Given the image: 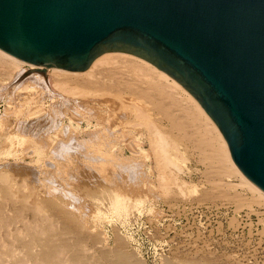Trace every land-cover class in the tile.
<instances>
[{"label": "rangeland", "instance_id": "374dc122", "mask_svg": "<svg viewBox=\"0 0 264 264\" xmlns=\"http://www.w3.org/2000/svg\"><path fill=\"white\" fill-rule=\"evenodd\" d=\"M25 67L15 68L10 74H6L0 66V171L8 170L10 176L13 175L15 179L12 183L17 186L16 193H8L6 183L0 179V201L3 199L0 202V210H11L16 205V212L7 211V216L9 214L8 217H12L11 222L8 217H4L6 220L3 217L0 219V222L5 220V225L0 223L4 226L0 225V249L3 248L2 257L6 259L3 263L0 259V264H15L17 259H24V254L29 258L27 260L25 256L27 264H45L42 261L46 255L44 253L64 242H68V246L64 247L65 252L60 254L58 261L70 264V257L79 252V238V242L84 245L80 250L81 260L73 264H110V260L114 261L120 254H126L125 262L119 260L116 264H264V204L255 202L251 193L243 188L231 190L237 198L248 201L238 209L236 205L240 204V199L218 197L214 193L209 195L211 188L215 187L209 180H219L221 175L209 171L206 163L199 159L201 154L193 150L186 140L174 136L167 138L171 146L176 145L178 149H171L173 146L169 148L173 158L180 152L186 157L185 163H180V177L189 184L185 190L186 195L180 194L175 188H172L174 191L171 190L168 195H164L158 188L157 171L153 158L149 155L147 143L144 141L137 146L144 150L136 155H132L126 147L129 139V142H133L132 138L137 134L135 129L122 125L120 128L123 131L116 126L114 135L107 137L108 146L106 141H103L105 139H101L100 133L105 137L107 132H103V129H110L108 123L113 121L111 115H107L110 111L101 112L98 106L88 105L89 108L87 104H73L71 107L60 108L56 119L59 124L54 121V124L40 134L26 132L23 125L39 118L27 117L30 110L37 109L35 105L41 104V107L45 108L44 112L49 115L57 110L56 105L62 98L55 97L56 99L51 101L50 97L43 93L44 99L42 98L40 103H34L40 95L32 93L31 98L23 101L22 95L17 93L18 84L34 73ZM62 96L70 99V94ZM94 109L102 114H98V117L91 114ZM71 111H76L77 116L74 119L70 118ZM143 128L140 130L145 132ZM162 131L170 132L166 123ZM171 133L177 134L176 131ZM96 148H100L99 151H94ZM105 152L107 156L103 155ZM103 160V164H99ZM230 179L237 181L236 176H231ZM193 188L195 191H191ZM34 191H39L35 196L38 203L29 199L33 198ZM6 198H11V202ZM249 205L253 210H250ZM17 206H20L23 212L20 207L18 210ZM61 212H67V215L64 216ZM0 213L6 214L3 211ZM14 214L18 216L15 215L14 220H19L16 224L15 221L12 222ZM61 215L64 217L60 218ZM76 219L84 228L87 227L78 230L79 226L73 223ZM23 221L25 223H22ZM30 222H33L32 225ZM63 222L70 224V232L63 228L66 226ZM24 226L26 227L23 228ZM35 226H41L43 230ZM49 226L52 233L49 232ZM58 228L66 229L67 232ZM12 230L13 235L10 234ZM30 230L34 234H31ZM53 233H56L55 236ZM14 234L20 236H17V241L13 240L17 239ZM20 238H23V241ZM43 238L53 240H46V243ZM36 244H39V247ZM34 245L39 248L40 253L36 252ZM41 247L45 248L43 252ZM5 250L6 253L9 250L10 255L5 256ZM30 255L36 257L35 263ZM37 258H40L41 262Z\"/></svg>", "mask_w": 264, "mask_h": 264}, {"label": "water", "instance_id": "95a60500", "mask_svg": "<svg viewBox=\"0 0 264 264\" xmlns=\"http://www.w3.org/2000/svg\"><path fill=\"white\" fill-rule=\"evenodd\" d=\"M0 50L81 71L131 53L179 82L264 192V0H0Z\"/></svg>", "mask_w": 264, "mask_h": 264}, {"label": "bare ground", "instance_id": "6f19581e", "mask_svg": "<svg viewBox=\"0 0 264 264\" xmlns=\"http://www.w3.org/2000/svg\"><path fill=\"white\" fill-rule=\"evenodd\" d=\"M0 66L3 69V72H5L6 74H10L11 70H13L15 68H19L21 66H24V67L26 66L25 67L26 69H28L32 72L34 71V73L32 75L26 77L25 79L22 78L23 81L18 84L19 89H18L17 93L22 95V97L21 96L20 97L23 98V101L25 99V102H26L29 98H31L30 96L32 93H36V94H39L41 96V97L39 96L40 99L37 96L38 100L37 99L34 100V103H37V102L40 103L41 99L42 98L44 99L43 93L45 94V96L48 95V97H50L49 100H51V101L54 100L55 97L60 96V98H62L61 102L56 105L57 110H55V112L53 111L49 115L44 112L45 108L41 107V104H39L38 106L35 105L37 107V109H33V111L30 110L29 113L27 114V117L33 118L34 116L35 117L38 116L39 118H35V120L28 122L25 125H23V128L26 132L32 131L33 133H36V134H40L42 132H45L46 131L45 129L48 126H51L52 124L55 123L54 121H56V119L58 118V115H59L58 112H59L60 108H62V107L63 108L65 106L71 107V106H73V104H75V105L78 104L77 106H80V104H85V105L87 104V106L90 105L91 107L98 106L100 108L99 111H101V112L104 110L106 112L110 111V113L107 112V115L109 114L113 118V121L111 122V124L108 123L110 125V126H108V127H110V129H103V132H107L106 133L107 136L105 135V137H104V135L102 133H100L102 136L101 139L102 140L105 139L103 141H106L105 142L106 146L109 145V143H107V137L111 138L110 136H113L115 133L116 126H117V128L119 127V129H121L122 125L124 127L128 126V127H131V129L136 130L137 134H135L133 136V138L130 136L133 139V142H129L130 141V139H129V141L126 144L128 151L132 155H136V153H142V151L144 149L141 146H140V148H138L137 146L141 142H144V141L147 143L148 148H149L148 151L150 153L149 155L152 156L153 162H154V168L157 171L158 188L160 189L162 194L168 195L171 190L174 191L172 188H175L180 194L186 195L185 190L188 189L187 187L189 185L185 180H183L180 177V173L182 171V166L180 165V163H182V162L185 163V161H186L185 155H183V153L180 152L178 155L175 156L176 158H173V156H172L173 153H171V151L169 149L173 145L171 146V144L168 142L167 138L174 136L177 139L186 140L188 143H190L193 150H197L199 152L198 154H201V156H200L201 158H199V159L206 163V165L204 164L206 166V168L211 172L218 173L219 175H221V179H219V180H213V179L209 180V183L211 182L210 184L215 186V187L211 188L212 191H209V195H210V193H212V194L214 193L218 197L219 196L220 197H226V198L229 197L232 200H235L237 197H236V195L232 194L231 190H235L236 188H239V189L243 188V189L248 190L251 193L252 199L255 202L264 204V192L261 191L258 187H256L241 172V170L236 165V163L234 162V160L231 156L228 144H227L225 138L223 137L222 133L220 132V130L218 129V127L216 126L214 121L208 116V114L200 106V104L197 102V100L174 78H172L170 75H168L167 73H165L162 70H160L159 68H157L152 63L144 60L143 58H141V57L138 58V56L133 55L131 53H127V52L104 51V52L100 53L99 55H97L89 63V65L85 69H83L81 71H72V70H64V69H58V68H53V67H47V66H32V65L23 63L21 61H18L17 59L9 56L8 54H6L0 50ZM19 71H21V69ZM32 78H34V79H32ZM52 89H54L55 91ZM66 94H70V99H68L67 97L63 98L62 95H66ZM81 108H82V106H81ZM85 108H86V106H85ZM85 108L83 107L84 110H85ZM75 110L77 111V109H75ZM76 111H71V113H70L71 119H74L75 116H77L75 113ZM85 111H88V110H85ZM99 111H95V109H94V111H92L91 114L93 113L96 116L98 114L99 115L102 114V113H99ZM119 112H120V114H119ZM29 118H27V119H29ZM101 119H103V118L101 117ZM108 120L109 119H107V121ZM59 123L60 122L58 121L57 124H59ZM165 123L168 125L169 131H170L169 133L162 131V127L164 128ZM120 126H121V128H120ZM141 127L145 128V132H142V130H140ZM54 128H58V127H54ZM144 128H143V130H144ZM52 130L53 129H51V131ZM121 130H123V129H121ZM116 131H118V130H116ZM171 131H176L177 134H172ZM108 132H109V134H108ZM47 133H50V132H47ZM126 133L127 132H125V134ZM125 134H122V135H125ZM44 137H46V136H44ZM130 137H128V138H130ZM124 139H125V137H124ZM132 139H131V141H132ZM105 144H103V145H105ZM49 148H50V146H49ZM99 149L100 148H96V149H94V151L96 150V152H97V151H99ZM171 149L178 150L176 148V145L173 146ZM94 151L92 152V154L94 153ZM101 151L99 152L100 154H101ZM203 153H204V155H203ZM103 155L107 156L108 154H107V152H105V154H103ZM103 162H104V160L100 161L99 164L100 163L103 164ZM99 166L101 167V165H99ZM150 166H152V165H149V167ZM7 171H5V170L0 171V179L2 182L6 183L5 188H6V191L8 193H16L17 186H15L12 183L15 179L12 177L13 175L10 176L11 174H9V172H7ZM231 176H236L237 181L231 180L230 179ZM23 184L25 186V183H23ZM0 186H1V184H0ZM220 186H222V187H220ZM2 187H4V186H2ZM0 191H2V190H0ZM191 191H195V189L193 188ZM36 192H39V191H34V193L32 192L33 198L29 197V199L32 202L33 201L36 202V197H35L37 194ZM3 194H5V196L7 195L6 192H4ZM9 196H10V194H9ZM0 197H2V196H0ZM34 197H35V199H34ZM9 199H10L9 202H11V198H8L7 200H9ZM210 199H212V198H210ZM237 199H240V201H241L240 204L236 205L237 209L244 206L245 205L244 202H248V201H243V199H241V198H237ZM18 202L19 201H17V203ZM36 203H38V202H36ZM15 204H16V202H15ZM3 205L5 206L4 203H3ZM11 205L12 204H10V206ZM19 205H22V204H19ZM250 205L248 206L249 208L251 207ZM11 207H13V206H11ZM15 207H16V205H15ZM15 207H14V209H16ZM19 207L17 206V209ZM7 208H9V207H7ZM14 209L13 208L11 210L7 209V211L8 210L14 211ZM18 210H17V213L20 214V212ZM250 210H253V209L250 208ZM0 211L6 212V214L4 213L5 215L4 214L2 215V213H0L2 215V216L0 215V219L2 217H3V219H5V218L7 219V217L9 216V214L7 216V213L9 211L7 212L6 208L3 210L1 208ZM21 211L23 212L22 208H21ZM247 211H249V210L247 209ZM14 212H16V210ZM61 213L64 216L67 215V212H61ZM16 214L12 215L13 216V221H12L13 223L15 221L14 217ZM21 216H23V215H21ZM10 217H8L9 221L12 219V217H11V219H10ZM23 217L25 218V216H23ZM61 217H62V215L60 216V218ZM3 219L1 220L2 222H0V223L5 225L4 221L6 219L5 220H3ZM39 219H38V222H39ZM42 220H44V219H42ZM45 220H47V218ZM16 221L18 223V221H19L18 218L16 219ZM16 221H15V224H16ZM29 221H28V223H29ZM70 221L72 222V220H70ZM35 222H37V221H35ZM6 223L9 224L8 221H6ZM22 223H25V222L23 221ZM32 223H31V225H32ZM42 223L47 224L45 222H42ZM73 223H76L79 226L78 230H83L84 225L80 221L77 220L76 222H74V220H73ZM36 224L39 225L38 223H36ZM44 224L42 225L43 229L45 226ZM64 224L66 225V223H64ZM3 225H1V226H3ZM47 225H49V224H47ZM51 225H52V223H51ZM1 226H0V228H1ZM26 226H24L23 228H25ZM53 226L55 227V225H53ZM53 226H52V228H54ZM35 227L41 228V226H35ZM46 228H45V230H46ZM63 228H67V230L70 232V224L66 225ZM49 229H50L49 232H51L50 226H49ZM60 229L58 228V230H60ZM27 230H25V231H27ZM55 230L57 231V229H55ZM61 230L66 231V229H61ZM87 230H88V228H87ZM5 231H3V232H5ZM9 231H10V229H9ZM34 231H35V229H34ZM6 232L8 233V231H6ZM12 232H13V230L10 233L11 235H13ZM45 232H48V231H45ZM30 233L32 234L33 232L30 230ZM15 234H16V232H15ZM28 234H29V232H28ZM54 234H56V233H53V235ZM59 234H61V233H59ZM42 235H44V234H42ZM47 235H48V233H47ZM17 236H19V235L14 236V238L15 237L17 238L16 240L13 239L12 236H11V238L14 241H17L18 240ZM29 236L31 237V235H29ZM33 236H36V235H33ZM58 239H59V237H58ZM80 239L81 238H79L77 241L78 242L77 247L79 248L78 249L79 252L76 255H73L72 257H70V264L79 262L81 260L80 250H82L81 247H82L83 243L79 242ZM21 240L23 241V238ZM43 240L46 242V240H49V238H47L46 240L43 238ZM43 240H41V241L43 242ZM52 240L51 241L49 240V242H52ZM3 241H1V242H3ZM60 241L62 242V239ZM60 241H58V242H60ZM26 242L28 244L27 240H26ZM29 242H31V241H29ZM33 242L35 244V241H33ZM38 242H39V240H38ZM22 245H26V244H22ZM36 246L39 247V244H36ZM49 246H50V244H49ZM53 246H55V244H53ZM65 246H68V242L61 243V245L59 247L55 246V248H53L51 251L47 250V252L50 251L48 253L45 250L44 252H46V253H44V254H46V255L43 256V258L44 257L45 258L42 261L45 262V264H63L58 260L61 257L60 254H63V251H64L63 249H65L64 248ZM34 247H35V245H34ZM43 247L48 248V246H43ZM43 247H41L42 252H43V249H45ZM27 249H29V248H27ZM27 249H26V251H27ZM36 249H37L36 252H39L38 251L39 248H36ZM49 249H51V247ZM2 250H3V248L0 249V252ZM9 250H7V253H6V250L3 251L6 253L5 256L10 255L8 253ZM66 253H68V252H66ZM42 254L43 253H41V255ZM3 255H4V253H3ZM3 255L1 252L0 259H1L2 263H3V261L6 262V259L5 258L3 259V257H4ZM37 255L39 257V254H37ZM23 256H24V259H21V258L17 259L18 261H16L15 264H27V260L29 258L25 254ZM25 256H26V259L28 258L27 260H25ZM21 257H22V255H21ZM30 257L33 258L32 261L34 260V263H35L36 257L34 255H30ZM125 257H126V254H120L116 257V259L114 261L111 259L110 264L111 263L116 264V262H119V260L122 261V263H123V262H125ZM13 258H14V256H13ZM15 258H17V257H15ZM7 259H9V258H7ZM30 260H29V262H30ZM40 262H41V259H40Z\"/></svg>", "mask_w": 264, "mask_h": 264}]
</instances>
